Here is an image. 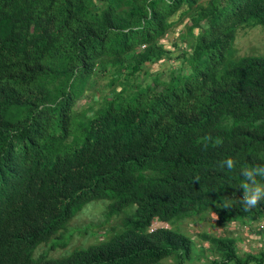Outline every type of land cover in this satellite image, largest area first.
Wrapping results in <instances>:
<instances>
[{
  "label": "trees",
  "instance_id": "obj_1",
  "mask_svg": "<svg viewBox=\"0 0 264 264\" xmlns=\"http://www.w3.org/2000/svg\"><path fill=\"white\" fill-rule=\"evenodd\" d=\"M180 24L178 70L138 81ZM256 24L264 0H0V264H186L185 218L264 220L245 187L264 184V55L230 58ZM99 67L110 96L79 107ZM99 199L121 215L103 238L33 256ZM204 238L209 264H264Z\"/></svg>",
  "mask_w": 264,
  "mask_h": 264
},
{
  "label": "rangeland",
  "instance_id": "obj_2",
  "mask_svg": "<svg viewBox=\"0 0 264 264\" xmlns=\"http://www.w3.org/2000/svg\"><path fill=\"white\" fill-rule=\"evenodd\" d=\"M183 29V25L180 24L163 39L166 47L172 50L170 57L156 63L145 64L137 75L138 81L151 82L154 76H158L160 79H168L171 70H178L181 61L178 58V53L182 49L189 50L191 48L190 43L179 40V33ZM234 47L236 48V53L230 58L241 55H264V25L256 24L238 29ZM108 73L107 69L98 68L96 75L90 80V87L78 100L77 105L79 107L84 105L95 107L105 96H110L112 89L108 87ZM107 203L108 201L101 199L86 203L83 206L85 210L81 209L77 212L75 217L66 225L67 227L57 232L47 242L40 243L33 251V256H38L40 252L48 250L51 245L57 246L52 254H66L79 244H89L103 238L106 232L110 230V227L118 225L121 219V215H112L109 223L106 224V209L104 206ZM166 225L170 224L167 223ZM176 226L193 239V251L186 264H209V260L215 257L216 254L212 253L210 249L212 244L204 238L205 234L239 238L237 240L238 255H243L247 252L258 253L264 247L263 219L259 221L236 220L225 224L217 220L214 210H207L202 214L185 218ZM257 227H261L260 229H263L262 232L256 231ZM62 242L64 245H60ZM166 261L173 260L167 259Z\"/></svg>",
  "mask_w": 264,
  "mask_h": 264
},
{
  "label": "clouds",
  "instance_id": "obj_3",
  "mask_svg": "<svg viewBox=\"0 0 264 264\" xmlns=\"http://www.w3.org/2000/svg\"><path fill=\"white\" fill-rule=\"evenodd\" d=\"M227 163H228L229 167L233 166V160L231 158H229L227 160ZM253 171H254V169H250V168H246L244 170L246 176H252ZM245 187L248 191V195L246 197V199L248 201V207H251L252 205L257 204L258 200L262 196H264V184H257L255 186L254 190L248 184H245Z\"/></svg>",
  "mask_w": 264,
  "mask_h": 264
}]
</instances>
